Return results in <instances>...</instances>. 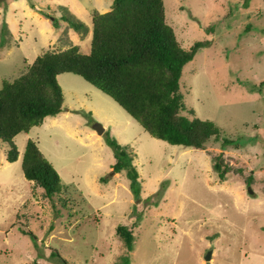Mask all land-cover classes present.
Here are the masks:
<instances>
[{
	"label": "rangeland",
	"instance_id": "374dc122",
	"mask_svg": "<svg viewBox=\"0 0 264 264\" xmlns=\"http://www.w3.org/2000/svg\"><path fill=\"white\" fill-rule=\"evenodd\" d=\"M111 3L1 0L0 87L47 49L77 45L87 54L91 16ZM163 4L182 47L208 40L182 69L187 108L217 124L238 147L211 139L192 148L154 138L81 76L61 73V112L13 137L19 152L13 162L6 159L8 143L0 140V264H264V84L258 90L264 81V0ZM65 13L87 31L71 27ZM97 123L102 134L93 128ZM107 136L134 154L137 194L125 171H112ZM28 138L61 178L62 193L52 200L23 175ZM219 153L228 167L223 181L213 169ZM118 225L133 233L132 250L116 235Z\"/></svg>",
	"mask_w": 264,
	"mask_h": 264
},
{
	"label": "trees",
	"instance_id": "16d2710c",
	"mask_svg": "<svg viewBox=\"0 0 264 264\" xmlns=\"http://www.w3.org/2000/svg\"><path fill=\"white\" fill-rule=\"evenodd\" d=\"M61 17L74 29L87 31V26L72 14ZM91 23L87 54L81 53L77 45L50 48L37 55L18 77L3 79L0 140L9 145L7 161L13 162L19 155L12 142L14 136L28 133L45 117L61 112L64 97L57 81L61 73L81 76L111 97L154 138L192 148H204L211 139L238 147L234 140L221 135L217 124L196 117L193 109L187 108L180 90L182 69L208 40L182 47L166 22L163 0H112L108 11L92 14ZM53 24L58 26L56 18ZM263 84L264 81L259 84V91ZM186 110L189 115L182 113ZM106 142L114 154L112 171H125L130 190L137 194L139 175L130 147L108 136ZM21 169L33 189H42L43 198L52 200L62 193L58 172L31 138L25 142ZM213 169L223 181L228 167L222 153L214 156ZM115 233L128 250L133 249L134 235L127 226L118 225Z\"/></svg>",
	"mask_w": 264,
	"mask_h": 264
},
{
	"label": "water",
	"instance_id": "95a60500",
	"mask_svg": "<svg viewBox=\"0 0 264 264\" xmlns=\"http://www.w3.org/2000/svg\"><path fill=\"white\" fill-rule=\"evenodd\" d=\"M95 130H96V132L98 133V134H102L103 133V131H104V128L101 126V124H95L94 125V127H93ZM249 190V192H252V190L249 188L248 189ZM210 257H211V250H209L208 252H207V254H205V260H209L210 259Z\"/></svg>",
	"mask_w": 264,
	"mask_h": 264
},
{
	"label": "crops",
	"instance_id": "0c3cea01",
	"mask_svg": "<svg viewBox=\"0 0 264 264\" xmlns=\"http://www.w3.org/2000/svg\"><path fill=\"white\" fill-rule=\"evenodd\" d=\"M56 117H57V116H56ZM56 117H52V118L56 119Z\"/></svg>",
	"mask_w": 264,
	"mask_h": 264
}]
</instances>
